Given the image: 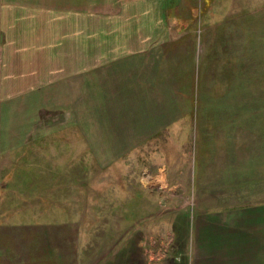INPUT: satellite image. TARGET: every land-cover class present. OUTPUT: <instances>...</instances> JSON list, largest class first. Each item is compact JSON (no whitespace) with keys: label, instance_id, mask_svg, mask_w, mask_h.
Wrapping results in <instances>:
<instances>
[{"label":"rangeland","instance_id":"obj_1","mask_svg":"<svg viewBox=\"0 0 264 264\" xmlns=\"http://www.w3.org/2000/svg\"><path fill=\"white\" fill-rule=\"evenodd\" d=\"M115 10V0H0V98L9 95L11 104L7 112L0 104L1 127L11 110L17 109L20 115L24 112L23 103L27 96L30 98L26 106L31 102L30 107H33L31 98L34 93L26 88L39 84L40 75L43 83L49 77H57L59 82L65 80L71 64L76 63V56H81L83 42L80 36L94 33L92 37H97L101 26L107 24V15ZM153 19L169 24L161 31L163 36L172 40L164 45V50H168L165 58L161 57L160 46L158 54L155 51V56L160 58L151 60L155 62V69L163 63L164 72L169 77V85L165 86L169 87V92L176 94L181 87L180 77L175 80L177 75L171 68L172 64L179 63L186 72L191 68L192 61L196 58L197 65L199 59L193 92L196 94L194 106H198V114H190L193 106L180 94L178 119L173 121V115L166 118L164 123H169H165L161 130H152L150 138L140 142L138 148L132 146L135 142L129 139L127 144H122L121 138L117 139V152H110L109 155L107 142L97 141L96 138L98 132H103L105 128L114 130L116 125L107 124V118L98 115V93L82 91L74 80L70 82L73 83L71 86H59L66 93L58 98L69 95L71 105L68 108L48 109L39 103V126L25 125L31 126V133L54 131L57 134L45 136L31 149V156H27L25 162L19 156L21 149H15L12 153L18 156L12 158L11 155L10 160H14L15 170H18L15 180L23 178H16L19 175H26L28 180L43 186L53 182L51 193L47 189L49 191H41L38 195L41 197L40 208L53 209L52 215L58 214V224H68L63 226L65 228L72 225L66 220L70 212H81L82 208L89 212L104 211L107 216L113 212L118 215L119 212L135 211L130 205L134 196L129 193L133 184H137L140 190L139 198L133 204L137 205L139 214L145 215L143 222L139 220V227L143 225L153 230V227L161 225L166 232L170 227V218L177 213L179 216L188 213L189 235L185 239L170 237L173 242L167 251L161 250L162 254H166L163 261L179 264L187 263L185 258L188 259L192 240L190 219L193 212H197L198 194L192 186L194 143L196 146L197 135L204 133L203 103L209 102L212 109H216L215 118L218 120L226 117L225 114L234 116L229 123L235 133H238V128L245 127L242 130L245 131V139L232 134L239 151L234 160L239 164L245 161V176L240 187L215 192L224 201L222 205L264 204V0H185L164 15L155 11ZM179 25L183 30L179 29L177 36ZM159 30L161 28L156 29ZM181 37L184 42H179ZM196 41L199 47L202 45L199 50H203L199 58L196 53L194 55ZM87 45L92 49L89 52L97 51L96 44ZM231 56L243 65V69H239L241 78L233 75L216 78L224 72L213 64L227 67ZM182 88L188 89V84ZM17 99L21 104L13 108L12 103ZM179 99H183L186 107ZM239 99L243 100L244 107L241 105L238 111L235 106ZM120 111L119 108V114L111 118L112 122L125 118ZM222 126L220 133H228L227 124ZM126 133L120 135L123 137ZM115 136L119 138L118 134ZM178 180H185L186 185H177ZM14 196L16 193H13ZM106 219L102 220L103 225L105 223V227L119 234L114 239L118 240L121 235L124 237L129 220ZM78 239L79 243L76 242L71 251L79 256L74 261L81 262L82 243L81 238ZM118 248L107 246L106 256H114ZM176 256L183 260L178 262Z\"/></svg>","mask_w":264,"mask_h":264},{"label":"crops","instance_id":"obj_2","mask_svg":"<svg viewBox=\"0 0 264 264\" xmlns=\"http://www.w3.org/2000/svg\"><path fill=\"white\" fill-rule=\"evenodd\" d=\"M184 2L185 0H115L116 10L107 15V24L101 26L97 37H92L94 33L80 36L83 42L81 56H76V63H72L69 70L66 69L65 80L61 79L59 82L57 77H49L43 83L40 75L39 84L26 88L34 93L31 98L34 101L33 107H30L31 102L26 106V101L30 98L27 96L21 115L17 109L8 112L6 121L1 123L2 127L0 125V264H155V261L157 264H173L163 261L166 254H162L161 250L167 251V247L173 242L170 237L185 239L189 235L188 213H181L180 216L177 213L170 218V227L166 232L161 225L153 227V230L143 225L139 227V220L143 222L145 215L139 214L137 205L133 204L140 193L139 186L133 184L129 193L134 196V202L130 205L131 208L133 205L135 211L130 210L125 214L119 212L118 215L113 212L107 216L104 211L89 212L82 208L81 212H70L66 220L71 221L72 225L65 228L63 226L68 224H58L59 217L57 213L52 215L53 209L40 208L41 197L38 195H41V191H49L47 189L51 193L53 182L43 186L28 180L26 175H19L16 178H23L15 180L18 170H15L14 160H10V156L15 158L18 155H13L12 152L21 149L19 156L25 162L27 156H31V149L45 136L57 134L54 131L31 133V126L25 125L33 124V127L36 125L35 128L39 126V103L44 108L55 110L70 106L69 95L58 98L66 93L59 86H71L73 83L70 82L74 80L82 91L98 93V115L106 117L107 124L116 125L114 130L105 128L103 132H98L96 138L97 141L107 142L109 155L110 152H117V139L121 138L122 144H127L129 139L135 142H131L132 146L138 148L140 142L150 138L152 130H161L169 123H164L166 118L173 115V121L178 119L176 116L181 108L178 103L180 94L192 104L190 114H198V106H194L196 94L193 92L199 59L196 65L195 58L186 72L179 63L172 64L171 68H174L177 75L175 80L180 77L178 81L181 84L176 94L169 92V87L166 88L169 77L164 72L163 63L156 69L155 62L152 63L155 58H160L159 55L155 56V51L158 54L160 50L158 47L161 46V57L164 59L168 51L164 50V45L172 41L161 32L169 24L167 21L162 24L161 20L153 19L154 12L164 15V12ZM160 28L161 30L156 31ZM179 29L183 30L179 25L177 36ZM183 39L179 38V42H184ZM87 44H96L97 51L89 52L92 49ZM198 45L196 41L194 55L196 53L199 58L203 50H199L202 45ZM210 53L208 49V54ZM213 65L224 72L216 75V78H222V75L241 78L239 69H243V65L233 56L229 57L227 67L222 64ZM45 75L49 76L47 72ZM186 80L188 82L185 84ZM187 84L188 89L184 90L182 87ZM183 99L179 101L186 107ZM9 100V95L0 98V104L6 112L11 107ZM18 104L21 102L17 99L12 107L16 108ZM242 104L243 100H236L235 108L241 110ZM119 108L121 116L125 118L112 122L111 118L119 114ZM201 108L200 114L205 120L204 133L197 135L196 146L194 143L195 168L192 184L198 194L197 212H193L190 219L192 240L188 259L185 258L187 263L179 264H264V204L245 206V203H240L235 207L234 204L222 205L224 201L215 193L241 186L240 182L245 176V161L242 164L235 162L234 156H238L239 151L233 142L236 139L233 138L237 135L245 139V131H242L245 127L238 128V133H235L229 123L234 116L225 114L226 117L216 119L217 111L212 109L209 102L203 103ZM224 123L229 132L221 134ZM125 132L127 133L122 137L120 134ZM179 184L186 185L185 180H178L177 185ZM13 193L16 196L13 197ZM110 217L129 220V228L124 237L121 235L118 240L114 239L119 234L112 228L105 227V223L103 225L102 220ZM92 220L97 221L91 222ZM78 238H81L82 243L81 262L74 261L79 256L71 251L74 244L79 243ZM107 246L119 247L114 256H106ZM175 258L178 262L183 260L180 256Z\"/></svg>","mask_w":264,"mask_h":264}]
</instances>
